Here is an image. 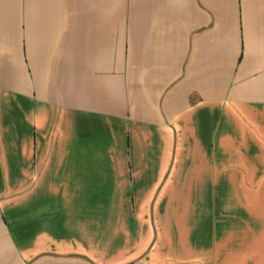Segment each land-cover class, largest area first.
<instances>
[{
    "label": "crops",
    "instance_id": "0c3cea01",
    "mask_svg": "<svg viewBox=\"0 0 264 264\" xmlns=\"http://www.w3.org/2000/svg\"><path fill=\"white\" fill-rule=\"evenodd\" d=\"M0 264H264V0H0Z\"/></svg>",
    "mask_w": 264,
    "mask_h": 264
}]
</instances>
